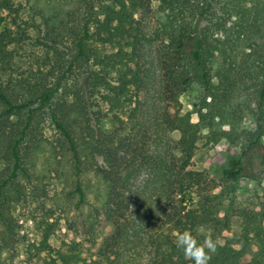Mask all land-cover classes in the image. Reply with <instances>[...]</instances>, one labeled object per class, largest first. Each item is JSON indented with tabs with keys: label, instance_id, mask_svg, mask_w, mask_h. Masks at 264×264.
I'll return each instance as SVG.
<instances>
[{
	"label": "trees",
	"instance_id": "obj_1",
	"mask_svg": "<svg viewBox=\"0 0 264 264\" xmlns=\"http://www.w3.org/2000/svg\"><path fill=\"white\" fill-rule=\"evenodd\" d=\"M145 12L164 74L152 118L139 57ZM193 85L207 97L196 122L178 103ZM244 114L251 130H238ZM157 127L165 149L152 139ZM202 129L212 139L234 131L264 175V0H0V264L16 255L15 207L45 200L46 217L58 213L75 240L53 253V226L42 221L43 264H78L103 225L108 258L129 217L141 220L149 182L158 227L148 264H193L176 244L186 230L220 241L209 264H264V209H238V235L222 239L219 183L191 169ZM243 170L229 157L222 184Z\"/></svg>",
	"mask_w": 264,
	"mask_h": 264
},
{
	"label": "rangeland",
	"instance_id": "obj_2",
	"mask_svg": "<svg viewBox=\"0 0 264 264\" xmlns=\"http://www.w3.org/2000/svg\"><path fill=\"white\" fill-rule=\"evenodd\" d=\"M145 38L139 50L141 68L144 70L146 79L145 104L147 105L146 116L152 118L154 108L162 107V81L163 70L159 60L157 42L152 37L153 23L149 13L139 16ZM207 100L205 94L197 85H193L178 97L181 113H189L192 121H197L196 111ZM170 110V109H169ZM162 127L151 130L152 139L157 144V149L166 148ZM253 128L252 117L244 114L240 119L238 130H251ZM222 129L227 130V127ZM200 139L191 161V169L204 172L209 178L219 183L216 192L222 199L219 210L221 217L229 220V230L223 232L222 239L233 238L240 231V219L236 216L238 209H248L254 213L264 209V175L261 172L259 160L256 154L248 149V143L238 137L235 132L228 136L212 139L207 129H202ZM167 137V136H166ZM176 140L178 133L168 134V138ZM264 144V137L261 141ZM238 157L243 162V175L235 183L224 186L221 182L223 170L227 168L228 158ZM152 183L146 187L141 220L129 217L126 233L121 239L119 246L114 248L111 256L106 258L99 255L100 243L112 234L110 225H103L98 229L96 246L91 248L88 244L81 246V261L78 264H148L149 263V239L155 233L158 223L154 219L157 196L150 190ZM187 198V197H186ZM188 199V198H187ZM190 205L192 202H186ZM49 202H30L15 207L14 215L19 223L18 243L16 255L12 264H43L49 258L41 245L42 228L48 221L53 226V232L45 242L53 253L63 248V244L75 240L71 232L64 225V219L56 213L52 218H47L44 211L50 207ZM33 245V247H29ZM29 248V253H28ZM36 249V250H35Z\"/></svg>",
	"mask_w": 264,
	"mask_h": 264
},
{
	"label": "clouds",
	"instance_id": "obj_3",
	"mask_svg": "<svg viewBox=\"0 0 264 264\" xmlns=\"http://www.w3.org/2000/svg\"><path fill=\"white\" fill-rule=\"evenodd\" d=\"M220 241L207 237L203 243H199L190 231H184L177 234L176 244L183 249L186 257L193 261V264H209L210 253L216 251Z\"/></svg>",
	"mask_w": 264,
	"mask_h": 264
}]
</instances>
